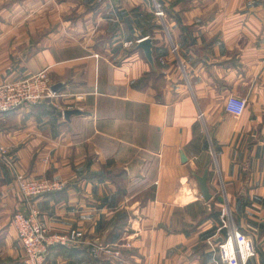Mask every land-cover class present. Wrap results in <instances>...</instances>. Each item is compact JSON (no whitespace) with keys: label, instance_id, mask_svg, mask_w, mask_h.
<instances>
[{"label":"crops","instance_id":"crops-1","mask_svg":"<svg viewBox=\"0 0 264 264\" xmlns=\"http://www.w3.org/2000/svg\"><path fill=\"white\" fill-rule=\"evenodd\" d=\"M43 70L55 96L0 116L15 163L0 154V264H25L13 217L31 207L53 232L84 233L49 264H220L233 228L264 264L261 0H0V85ZM229 97L247 101L241 116ZM18 174L66 187L31 204ZM98 240L120 254L92 255Z\"/></svg>","mask_w":264,"mask_h":264},{"label":"built area","instance_id":"built-area-1","mask_svg":"<svg viewBox=\"0 0 264 264\" xmlns=\"http://www.w3.org/2000/svg\"><path fill=\"white\" fill-rule=\"evenodd\" d=\"M261 1L264 5V0ZM156 14L164 15L159 4H157ZM125 45L133 46L134 42L129 41ZM55 94L49 73L45 70L21 80L3 83L0 85V116L24 106L40 104L53 98ZM246 106L245 99L229 97L225 103V110L229 115L239 117L244 113ZM0 154L7 165L13 169L15 163L9 149L0 144ZM15 177L19 192L31 204L39 197L61 192L66 187L64 181L56 178H26L19 174ZM13 224L24 250L25 264H49V254L54 247L79 245L84 238L83 231L78 229H71L67 233L53 232L41 219L40 212L35 207H31L27 213L17 212L13 217ZM223 238V241L215 244L220 264H250V260L256 257V244L245 233L233 228ZM90 252L96 257L120 254L106 245L95 244L90 247Z\"/></svg>","mask_w":264,"mask_h":264},{"label":"water","instance_id":"water-1","mask_svg":"<svg viewBox=\"0 0 264 264\" xmlns=\"http://www.w3.org/2000/svg\"><path fill=\"white\" fill-rule=\"evenodd\" d=\"M137 49H142L143 52L145 53V56L149 63L155 67V60L153 56V39L151 37H144L142 38L138 43H137ZM61 87V84L54 85L52 86V90L57 92L58 89ZM73 112L77 111H65V117L68 118L69 115H71ZM181 159L183 161H186L185 155L182 154ZM198 179L199 187L202 192V195L206 201H210L211 199V194L208 189L207 185V180H208V172L206 171L203 176H196ZM223 236L218 238V241L215 242V244L223 241ZM95 245L100 246V245H105L103 240H98Z\"/></svg>","mask_w":264,"mask_h":264},{"label":"rangeland","instance_id":"rangeland-1","mask_svg":"<svg viewBox=\"0 0 264 264\" xmlns=\"http://www.w3.org/2000/svg\"><path fill=\"white\" fill-rule=\"evenodd\" d=\"M43 177H47V176H43Z\"/></svg>","mask_w":264,"mask_h":264}]
</instances>
